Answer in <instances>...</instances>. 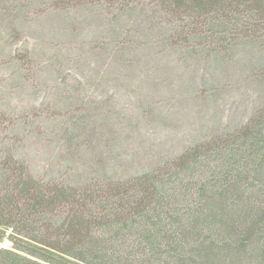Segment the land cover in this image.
Returning a JSON list of instances; mask_svg holds the SVG:
<instances>
[{
	"label": "rangeland",
	"instance_id": "374dc122",
	"mask_svg": "<svg viewBox=\"0 0 264 264\" xmlns=\"http://www.w3.org/2000/svg\"><path fill=\"white\" fill-rule=\"evenodd\" d=\"M159 3L0 0V163L130 179L248 122L264 104V19L207 31Z\"/></svg>",
	"mask_w": 264,
	"mask_h": 264
},
{
	"label": "trees",
	"instance_id": "16d2710c",
	"mask_svg": "<svg viewBox=\"0 0 264 264\" xmlns=\"http://www.w3.org/2000/svg\"><path fill=\"white\" fill-rule=\"evenodd\" d=\"M157 1L195 29L244 12L264 19V0ZM162 165L71 184L3 161L0 243L11 245L0 247V264H264V104Z\"/></svg>",
	"mask_w": 264,
	"mask_h": 264
}]
</instances>
